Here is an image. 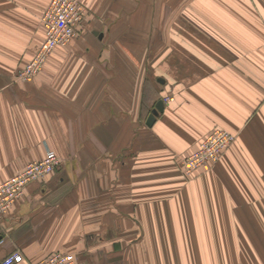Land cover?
<instances>
[{"label": "crops", "instance_id": "crops-1", "mask_svg": "<svg viewBox=\"0 0 264 264\" xmlns=\"http://www.w3.org/2000/svg\"><path fill=\"white\" fill-rule=\"evenodd\" d=\"M50 2L0 0V183L61 160L0 217V264H264V0H81L77 38L21 80ZM219 128L235 142L185 175Z\"/></svg>", "mask_w": 264, "mask_h": 264}, {"label": "built area", "instance_id": "built-area-1", "mask_svg": "<svg viewBox=\"0 0 264 264\" xmlns=\"http://www.w3.org/2000/svg\"><path fill=\"white\" fill-rule=\"evenodd\" d=\"M88 15L81 0H51L41 16L45 37L37 48L34 57L19 72V79L29 81L41 73L50 56L57 48L69 46L77 38ZM171 101L168 98L165 100ZM236 136L224 129H215L202 139L197 149L181 159L180 166L187 176L210 167L235 142ZM61 165L55 151H48L44 159L32 162L10 180L0 183V217L9 211L33 183L44 182ZM23 256L14 253L8 256L4 264H20ZM39 264H78L73 253L57 252L48 256Z\"/></svg>", "mask_w": 264, "mask_h": 264}, {"label": "water", "instance_id": "water-1", "mask_svg": "<svg viewBox=\"0 0 264 264\" xmlns=\"http://www.w3.org/2000/svg\"><path fill=\"white\" fill-rule=\"evenodd\" d=\"M165 111V103L164 101L160 100L156 106L155 109L152 111V113L149 115L147 119V126L149 128H152L160 114H162Z\"/></svg>", "mask_w": 264, "mask_h": 264}, {"label": "trees", "instance_id": "trees-1", "mask_svg": "<svg viewBox=\"0 0 264 264\" xmlns=\"http://www.w3.org/2000/svg\"><path fill=\"white\" fill-rule=\"evenodd\" d=\"M58 170V168L55 170V172ZM54 174V173H53ZM46 259V258H45Z\"/></svg>", "mask_w": 264, "mask_h": 264}, {"label": "rangeland", "instance_id": "rangeland-1", "mask_svg": "<svg viewBox=\"0 0 264 264\" xmlns=\"http://www.w3.org/2000/svg\"><path fill=\"white\" fill-rule=\"evenodd\" d=\"M169 27H170V25H169Z\"/></svg>", "mask_w": 264, "mask_h": 264}]
</instances>
